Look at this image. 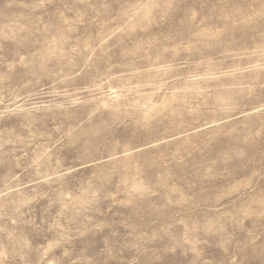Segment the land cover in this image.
<instances>
[{"label": "rangeland", "instance_id": "rangeland-1", "mask_svg": "<svg viewBox=\"0 0 264 264\" xmlns=\"http://www.w3.org/2000/svg\"><path fill=\"white\" fill-rule=\"evenodd\" d=\"M0 264H264V0H0Z\"/></svg>", "mask_w": 264, "mask_h": 264}]
</instances>
